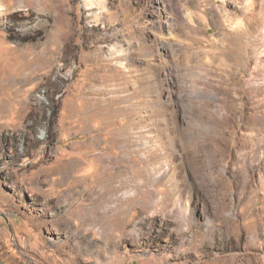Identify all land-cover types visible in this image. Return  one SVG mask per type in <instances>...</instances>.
<instances>
[{"label":"rangeland","instance_id":"rangeland-1","mask_svg":"<svg viewBox=\"0 0 264 264\" xmlns=\"http://www.w3.org/2000/svg\"><path fill=\"white\" fill-rule=\"evenodd\" d=\"M0 264H264V0H0Z\"/></svg>","mask_w":264,"mask_h":264},{"label":"bare ground","instance_id":"bare-ground-1","mask_svg":"<svg viewBox=\"0 0 264 264\" xmlns=\"http://www.w3.org/2000/svg\"><path fill=\"white\" fill-rule=\"evenodd\" d=\"M113 167V165L110 163V164H108V165H106V168H105V173H107L106 171L107 170H109V168H112ZM117 169L116 170H118V171H120V173H119V175H118V177H119V179H120V182L118 183L120 186L121 185H125L124 183H126V184H128L129 185V181H131V177H128V176H125V174H124V172H125V169L123 168V166H120V165H118L117 167H116ZM108 174V173H107ZM109 176V175H108ZM111 177H113V176H111ZM114 180V179H113ZM111 182V181H110ZM118 185V186H119ZM128 185H126V186H128ZM115 186V185H114ZM115 191V190H114ZM102 192V191H101ZM105 194V193H104ZM132 194H129V195H126V196H123V197H119L118 198V200L119 199H127L129 196H131ZM117 198V197H116ZM108 199V198H107ZM125 201V200H124Z\"/></svg>","mask_w":264,"mask_h":264}]
</instances>
